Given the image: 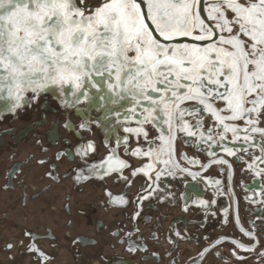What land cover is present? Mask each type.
I'll use <instances>...</instances> for the list:
<instances>
[{"label": "snow or ice", "instance_id": "1", "mask_svg": "<svg viewBox=\"0 0 264 264\" xmlns=\"http://www.w3.org/2000/svg\"><path fill=\"white\" fill-rule=\"evenodd\" d=\"M50 92L64 109L81 115L80 130L90 133L96 125L116 141L107 158L93 164L89 175L81 170L77 181L117 173L130 184L122 175L130 165L116 149L129 152L128 141L135 137L148 147L137 146L130 155L148 162L131 175L152 181L151 191L138 200L160 188L162 175L200 183V171L175 159L176 142L184 137L207 153V164L183 157L202 170L223 165L230 181L234 169L225 157L242 161V171L254 177L248 190L261 197L250 199L264 204V0H0V119ZM149 125L158 131L151 138ZM64 127L76 131L70 119ZM121 130L128 135H117ZM94 151L89 141L76 155ZM210 183L217 194L227 193L220 180ZM109 196L112 203H128ZM197 203L207 210L216 201ZM241 231L256 241L252 231ZM27 250L51 259L35 245ZM233 255L243 259L235 249Z\"/></svg>", "mask_w": 264, "mask_h": 264}, {"label": "flooded vegetation", "instance_id": "2", "mask_svg": "<svg viewBox=\"0 0 264 264\" xmlns=\"http://www.w3.org/2000/svg\"><path fill=\"white\" fill-rule=\"evenodd\" d=\"M91 115L95 118L98 113ZM69 119L75 132L64 127ZM80 121L81 115L64 109L51 92L0 119V264H264V219L259 218L264 217V204L250 199L261 197H253L248 190L254 177L242 171V161L225 157L234 169L229 181L223 165L202 170L188 164L184 156L201 164L209 163V157L181 137L175 159L182 167L200 171L204 179L197 183L186 175H162L160 188L140 201L151 191L152 181L143 174L131 175L148 161L131 156L130 151L137 146L146 150V142L130 137L129 152L123 146L116 149L130 165L122 173L130 184L117 173L77 181L81 170L89 175L91 166L103 162L116 146L115 138L107 140L96 125L90 133L80 130ZM148 127L150 138L158 134ZM117 135L128 134L121 130ZM89 141L95 143L96 151L83 158L76 155V149ZM60 152L71 154L57 159ZM213 180H220L227 193L217 194ZM109 194L123 196L128 203H112ZM199 199L216 203L206 210L197 203ZM242 228L252 231L256 241ZM233 240L254 250L236 248ZM9 242L11 249L6 247ZM30 245L51 259L43 261L38 252L27 250ZM130 247L136 250L129 251ZM234 249L242 260L233 255Z\"/></svg>", "mask_w": 264, "mask_h": 264}, {"label": "water", "instance_id": "3", "mask_svg": "<svg viewBox=\"0 0 264 264\" xmlns=\"http://www.w3.org/2000/svg\"><path fill=\"white\" fill-rule=\"evenodd\" d=\"M202 3H204V0H202Z\"/></svg>", "mask_w": 264, "mask_h": 264}]
</instances>
